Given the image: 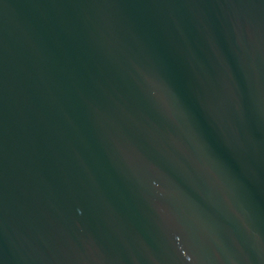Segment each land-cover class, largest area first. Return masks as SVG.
I'll use <instances>...</instances> for the list:
<instances>
[{"label":"water","instance_id":"obj_1","mask_svg":"<svg viewBox=\"0 0 264 264\" xmlns=\"http://www.w3.org/2000/svg\"><path fill=\"white\" fill-rule=\"evenodd\" d=\"M0 264H264V0H0Z\"/></svg>","mask_w":264,"mask_h":264}]
</instances>
